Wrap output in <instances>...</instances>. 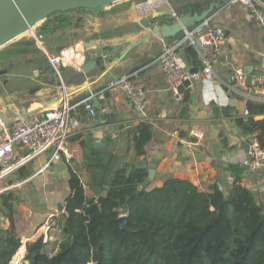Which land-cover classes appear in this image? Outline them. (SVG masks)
<instances>
[{
    "label": "crops",
    "instance_id": "1",
    "mask_svg": "<svg viewBox=\"0 0 264 264\" xmlns=\"http://www.w3.org/2000/svg\"><path fill=\"white\" fill-rule=\"evenodd\" d=\"M124 3L129 5L124 8ZM179 4V0H126L97 9L72 11L68 13L72 25L56 29L53 38H47L54 40L49 43L55 44L56 53L77 47V62L81 65L96 61L93 69L81 77H75L78 71L74 64L63 67L67 93L80 120V128L69 138L71 158L80 169L83 181L88 179L85 154L93 147L114 152L118 155L117 162L136 163L146 159L154 163L157 172L150 183L152 187L161 186L170 179L196 186L201 191H211L217 186L228 191L237 181L242 192L253 194L264 204V165L252 170L243 163L255 134L244 133L236 122L238 117L248 119L251 115H245L248 99L263 102V95L250 94L247 68L253 69V75L264 74V34L247 6L219 2L218 8L215 7L208 17L226 33L214 74L193 78L192 86L178 97L169 89L159 62L165 45L177 41L160 37L155 27L177 18L172 14L177 13ZM35 34L37 29L36 39ZM37 44L40 48L38 41ZM81 47L89 55L87 60L80 56ZM68 52L71 53V49ZM185 55L182 48L181 60L187 69ZM6 58H0V113L8 120L61 102L58 81L45 75L49 67L46 58L19 53ZM197 61L192 60V63ZM238 71L245 72L244 82L234 78ZM125 74H134L144 83L147 90L145 121L154 129L148 153L138 158L129 132L142 120L126 96L120 91H106L105 98L99 100V115L95 118L88 114L84 104L89 97L94 101L109 80ZM187 91L190 112L182 117V102ZM113 133L116 138H112ZM104 138L108 141L102 146L94 145ZM83 141L88 142L87 149ZM47 160L45 153L22 166L8 179L11 185L7 189L14 190L20 197L16 228L22 247L26 249L28 242L42 238L46 251L53 255L67 236L61 231L59 222L61 206L70 193L69 159L63 157L40 172ZM148 169H145L147 173ZM25 172L29 173L21 178ZM47 223L51 225L48 233L45 232ZM25 262L28 264L27 260Z\"/></svg>",
    "mask_w": 264,
    "mask_h": 264
},
{
    "label": "trees",
    "instance_id": "2",
    "mask_svg": "<svg viewBox=\"0 0 264 264\" xmlns=\"http://www.w3.org/2000/svg\"><path fill=\"white\" fill-rule=\"evenodd\" d=\"M179 1L177 13L185 14L201 13L212 2L226 0ZM70 12L51 15L37 29L41 40L43 33L51 36L56 29L71 26ZM54 46H48L50 53L59 54ZM188 99L187 91L182 117L190 112ZM247 107L251 115L238 117L237 125L244 133L255 134L264 148V118H256L264 114V102L248 99ZM153 136V126L146 121L130 129L137 158L148 153ZM82 144L88 148V142ZM117 158L112 151L92 147L84 160L87 181L74 159L67 160L70 193L59 222L67 236L53 255L42 238L28 242L24 257L28 264H264V204L242 192L237 181L228 191L218 186L201 191L170 179L152 187L145 184V169ZM19 202L12 189L0 193V264H11L23 245L16 228ZM121 214L129 218L127 229L119 224Z\"/></svg>",
    "mask_w": 264,
    "mask_h": 264
},
{
    "label": "built area",
    "instance_id": "3",
    "mask_svg": "<svg viewBox=\"0 0 264 264\" xmlns=\"http://www.w3.org/2000/svg\"><path fill=\"white\" fill-rule=\"evenodd\" d=\"M230 3H242L247 6L255 19L257 26L264 34V0H230ZM179 17L176 12L172 14ZM160 20L157 21V24ZM40 48L44 52L46 60L49 63V69L45 75L55 78L62 92V100L54 106L45 107L23 116L8 120L0 113V183L9 179L22 166L32 161L41 154H48V160L44 168L58 162L62 157L71 158L69 150V138L80 128V120L74 113V106L67 93V85L63 76V67L73 65L77 71L82 70V65L76 60H69L71 49L72 56L78 54V48H67L62 50L61 54L50 53L44 46L41 36L35 34ZM182 41L190 42L196 46L200 52L203 69L198 73L191 74L187 71L181 60ZM226 42V33L221 26L213 25L210 20L205 19L193 30L188 31L187 35L175 44L165 45L163 52L159 57V62L163 68L169 89L178 94V87L185 80L193 78L212 77L214 67L219 62L222 47ZM95 52L92 53L94 55ZM80 56L82 60L88 59V53L84 47H81ZM234 78L241 79L244 82L245 72L238 71ZM106 91H120L133 104L141 120H146V102L147 90L143 82L137 80L134 74H125L120 77L109 80L104 88L99 91L96 97L105 98ZM250 94L264 96V74L257 73L253 75L249 85ZM264 102V97L262 98ZM88 114L95 118L97 112L93 97L84 101ZM105 112V107L103 108ZM250 111L245 110L248 116ZM195 135L200 136L199 133ZM112 134V138H116ZM244 165L252 170H257L264 165V148L261 146L256 136L251 137ZM4 189H0V193ZM51 229L50 223L46 224L45 232ZM45 243V241H44Z\"/></svg>",
    "mask_w": 264,
    "mask_h": 264
},
{
    "label": "water",
    "instance_id": "4",
    "mask_svg": "<svg viewBox=\"0 0 264 264\" xmlns=\"http://www.w3.org/2000/svg\"><path fill=\"white\" fill-rule=\"evenodd\" d=\"M126 0H0V47H4L18 38L26 35L30 31H35L34 28L38 24L45 22L51 15L59 12H68L75 10H91L100 7L113 5ZM225 2L230 3V0ZM219 2H212L210 7L201 13L199 12H187L174 18L172 22H167L163 25H156L155 31L160 37L174 38L177 42L182 40L188 31L193 30L197 25H200L210 14L214 11L215 7L218 8ZM35 33V32H34ZM184 53L186 54L183 60L187 63L189 68L187 71L191 74L198 73L203 69L202 60H200L199 52L196 46L190 42L182 41ZM46 58L45 55L42 56ZM42 58V59H43ZM197 63H192V60ZM96 61H87L82 70L78 71L75 77L84 76L91 71L95 66ZM247 84L250 85L253 77V69L247 68ZM192 80H185L178 87V97L182 95L187 89L192 86ZM95 109L99 105V99L94 98ZM264 115H258L257 119H263ZM95 123H99V119L96 118ZM96 132V131H95ZM108 138H104L101 141L94 142L95 146H102ZM135 165L137 168L148 169V176L145 180V184H150L156 176L155 164L146 159L138 160ZM120 226L123 229L129 228V218L127 214H121L118 217Z\"/></svg>",
    "mask_w": 264,
    "mask_h": 264
},
{
    "label": "rangeland",
    "instance_id": "5",
    "mask_svg": "<svg viewBox=\"0 0 264 264\" xmlns=\"http://www.w3.org/2000/svg\"><path fill=\"white\" fill-rule=\"evenodd\" d=\"M40 27H41V25L40 26H36L34 28V30L35 29H39L40 30ZM34 32L33 31H30L26 35L18 38L17 40H15L13 42H11L12 44H8V45H6V47H0V58L1 57L2 58H6V57H8L10 55H13V54H16V53L33 55V56L34 55H39V56L42 55V56H44V52L41 51V49L38 47L37 41L34 43V40H33L34 39ZM43 34L45 36V39L43 40L44 41L43 44H44L45 48L50 52L51 48L48 47V46H50L49 41H52L51 39L53 38V35H51V39L50 40H47V38H50V37L48 36L47 33H43ZM52 42H54V40ZM62 50H61V52H62ZM61 52L59 54H61ZM52 54H54V53H52ZM59 54H55V55H59ZM6 59H7V61H9L8 58H6ZM69 150H70V154H72L70 145H69ZM10 178H12V177H10ZM10 185L11 184L9 183L8 179L7 180H4V181H2L0 183V189H7V188L10 187ZM45 192H48V189H46ZM19 250H20L19 251L20 253H19L18 257H20V259H16V261L14 262V264H26L25 259H24L25 252L22 255V253H21L22 247ZM25 251H26V249H25Z\"/></svg>",
    "mask_w": 264,
    "mask_h": 264
},
{
    "label": "bare ground",
    "instance_id": "6",
    "mask_svg": "<svg viewBox=\"0 0 264 264\" xmlns=\"http://www.w3.org/2000/svg\"><path fill=\"white\" fill-rule=\"evenodd\" d=\"M69 55H70V57L68 58L69 60H76V61L78 60V56H77V55H76V56H75V55L72 56L71 53H70ZM24 252H25V248H24V246H23V247H22V250H21L22 255L24 254ZM19 253H20V252H19ZM18 255H19V254H18ZM15 256H16V255H15ZM15 256H14V257H15ZM14 257H13V260H12V262H11L12 264H13V261H14V260L16 261V259H20V257H18V256L16 257V259H14Z\"/></svg>",
    "mask_w": 264,
    "mask_h": 264
}]
</instances>
